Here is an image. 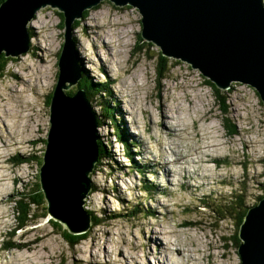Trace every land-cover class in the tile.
Listing matches in <instances>:
<instances>
[{"label": "rangeland", "instance_id": "374dc122", "mask_svg": "<svg viewBox=\"0 0 264 264\" xmlns=\"http://www.w3.org/2000/svg\"><path fill=\"white\" fill-rule=\"evenodd\" d=\"M101 3L75 17L71 26L80 70L84 65L81 84L104 81L110 92L99 98L97 91L92 98L103 123L97 126L99 148L107 157L89 174L99 187L93 191L92 186L84 199L91 215L89 236L72 247L47 218L34 216L32 226L16 235L30 248L2 249L18 227L13 200L39 181L38 164L27 161L34 155L45 162L48 100L66 40L65 13L49 4L27 23L30 50L18 57L9 54L14 58L0 68V264H13L12 259L14 264H241L230 239L240 234L243 212L246 218L264 199V102L259 91L235 80L228 88L214 89L200 68L166 55L160 45L138 48L144 30L139 8ZM160 50L174 65L162 78ZM85 85L66 91L86 92ZM99 99L108 101L107 110L100 111ZM233 123L238 134L230 136L227 124ZM153 154L168 165L167 173H177L166 176L157 170ZM21 157L25 162H18ZM96 213L104 222L93 225Z\"/></svg>", "mask_w": 264, "mask_h": 264}, {"label": "water", "instance_id": "95a60500", "mask_svg": "<svg viewBox=\"0 0 264 264\" xmlns=\"http://www.w3.org/2000/svg\"><path fill=\"white\" fill-rule=\"evenodd\" d=\"M133 5L143 14L142 35L168 56L181 57L222 88L241 81L257 88L264 102V0H112ZM102 0H6L0 7V53L17 55L30 50L28 21L51 4L66 17V40L60 75L51 103V129L41 187L53 218L72 233L85 232L91 215L84 199L92 187L90 172L98 161L97 118L77 84L80 64L72 39V22ZM241 264H264V199L250 209L240 230Z\"/></svg>", "mask_w": 264, "mask_h": 264}, {"label": "trees", "instance_id": "16d2710c", "mask_svg": "<svg viewBox=\"0 0 264 264\" xmlns=\"http://www.w3.org/2000/svg\"><path fill=\"white\" fill-rule=\"evenodd\" d=\"M3 2L4 0H0V2ZM102 3L100 2L98 5L92 7V8H99L100 5ZM91 8H88V9H85L83 11V14H89V11H90ZM63 14V13H62ZM76 22H79V20H76ZM155 42L154 41H149L144 38L141 34V37L139 39V43H138V48H141L142 50L147 47V50H150L151 47L153 46ZM151 57V56H150ZM158 60H159V70H158V75L160 73V78L163 77L164 74H167L171 69L170 67H173L172 64L170 63L171 62V59L167 56H164L161 52V50L159 51V54H158ZM14 57H12L11 55H8V54H4V55H1L0 57V68H3L5 66V64L10 61L11 59H13ZM170 64V66H169ZM175 64V63H173ZM82 70L84 68V65L82 64ZM82 81V80H81ZM81 81L79 82L80 84V87H83L85 84H81ZM209 81V84L214 88V89H217V85L214 84V82L210 79L208 80ZM217 87V88H216ZM85 90L87 92V99L92 103V107L94 109V111L96 112L97 114V117H98V121H99V127H102L103 123H101L100 121V116L99 114L97 113L96 111V106H94V103H93V96L96 95V92L98 91V94H99V98H102V97H105L107 98V96L110 95V92L108 91L107 88L104 87V81H99L95 84H92L90 85L89 87L87 85H85ZM73 92H71V89L69 90V94H72ZM93 94V95H92ZM53 95L54 93L52 92L51 95L49 96V104L52 103V99H53ZM98 103H102L103 105V108L101 106H99ZM96 105L99 106L100 108H102V110H100L101 112H103L104 110H107L108 109V106H109V103L108 101H101L100 99L96 102ZM223 107L225 108V110H227V108L225 107V105H223ZM113 121V120H111ZM226 125V123H225ZM227 126L230 128V131H228L229 135L230 136H234L236 134H238V130H237V127H235V124H227ZM118 128V126H117ZM119 130V128H118ZM117 137L123 141L124 145L126 146V148L129 150V142L127 139H124L121 135V133L118 131L117 133ZM99 139V137H98ZM48 142V139L46 140V144ZM97 143H98V147H99V142L97 140ZM132 143L134 144V142L132 141ZM99 153L98 154V162L96 163V167L94 169V171H96L98 169V167L101 165L102 163V160L104 158L107 157V155L104 153L103 155H101V150L99 148ZM19 163H23L25 161H23L22 157L20 160H18ZM28 163L30 162H36L38 164V167L41 168V165H42V158L40 157L39 160L36 159V157L34 155H31V158L28 159L27 161ZM93 171V172H94ZM40 172V171H39ZM144 173V171H143ZM93 174V173H92ZM115 176V174H114ZM94 182V181H93ZM92 186H93V191L95 190H98L99 187L94 183H92ZM92 191V192H93ZM91 192V193H92ZM90 193V194H91ZM15 202V215H16V220H18V227L16 229H14L13 231H11V235L8 237V240H7V245H6V240L2 243L3 244V248L9 252L11 251L12 249L14 248H30L28 247V244L27 243H23L21 239H16V235H17V232L19 230H22V228H25L27 226H32V225H29L30 224V221L32 220V218L35 216L36 217H41L42 219L43 218H47L48 220V223L55 227L53 228L56 229L59 231L62 232V235L64 236V238L66 239V241L72 246L74 247L75 246V242H80V240H84L86 239L88 236H89V231H86V232H83V233H72L69 231V229L63 224V222L61 221H57L56 219H54L51 215V212H49L48 210V201L46 199V195L41 187V183H40V176H39V181L37 180L35 183L31 184L30 186V189L24 193V195H19V197L15 200H13ZM258 204V203H257ZM40 210V211H39ZM92 214H94V212L92 211ZM244 214H246L245 212H243L242 214V217L240 218V223L239 225L244 221L245 219V216ZM96 216H94L95 218V221H94V224L93 225H98V224H101L103 223V217H99V214H95ZM51 216V217H50ZM93 218V216H92ZM4 237H6V233L4 234ZM237 247H239L240 243H241V239H240V236L239 234H235V236H232V239H230ZM62 254V257L64 258L65 256V253L61 252ZM65 259V258H64Z\"/></svg>", "mask_w": 264, "mask_h": 264}, {"label": "bare ground", "instance_id": "6f19581e", "mask_svg": "<svg viewBox=\"0 0 264 264\" xmlns=\"http://www.w3.org/2000/svg\"><path fill=\"white\" fill-rule=\"evenodd\" d=\"M1 67V66H0ZM166 107H168V105H166ZM168 111V110H167ZM172 111V110H171ZM176 120H177V123H179L180 121H181V119L180 118H178V116L176 115V114H173L172 115ZM52 126V125H51ZM166 133L168 134V131H166ZM169 134H172V135H174V132H172V131H169ZM149 149L151 150V151H154V150H152L150 147H149ZM159 152H161L160 150H159ZM152 153V152H151ZM100 154V153H99ZM159 154V153H158ZM102 155V154H101ZM113 156H114V154H113ZM153 156H154V158H151V162H152V164H154L155 165V168L157 169V170H161L162 171V173L164 174V175H166V176H172V175H174L175 173H177V172H172V171H170L169 169H168V173L165 171V169L166 168H168V165L166 164V166L167 167H165L164 165H162L161 164V162H159V158L157 157V155L155 154H153ZM165 156H166V153H165ZM198 156V155H197ZM200 156V155H199ZM217 156H218V154H217ZM167 158V157H166ZM165 159V158H164ZM200 159V158H199ZM169 160H173V159H169ZM156 161V162H155ZM193 161H195V160H193ZM201 161V160H200ZM209 162V161H208ZM158 163V164H157ZM205 165V164H204ZM152 166V165H151ZM180 166V165H179ZM199 169V168H198ZM184 170V169H183ZM188 171V170H187ZM195 173V172H194ZM204 173V172H203ZM115 174V173H114ZM205 175V174H204ZM210 175V174H209ZM116 176V175H115ZM199 176V175H198ZM181 177V176H180ZM185 178V177H184ZM187 178H188V176H187ZM186 178V179H187ZM203 178V177H202ZM201 179V178H200ZM185 224V223H184ZM161 233H163V232H161ZM158 237V236H157ZM160 241L162 242V244H164V242H163V240H161L160 239ZM170 245V244H169ZM158 246V245H157ZM31 257V256H30ZM170 258V257H169ZM15 260L16 259H12L10 262L11 263H15ZM169 260V259H168ZM21 262H27V260H25V259H22V260H20ZM29 262V261H28ZM36 262V261H35ZM34 262V263H35ZM159 262H161V261H159ZM171 262V261H170ZM17 263V262H16ZM39 263H41V262H39ZM20 264H22V263H20ZM170 264V263H169Z\"/></svg>", "mask_w": 264, "mask_h": 264}, {"label": "clouds", "instance_id": "9594fccd", "mask_svg": "<svg viewBox=\"0 0 264 264\" xmlns=\"http://www.w3.org/2000/svg\"><path fill=\"white\" fill-rule=\"evenodd\" d=\"M30 32H31V30H30ZM31 35V34H30ZM30 42H31V40H30ZM30 45H31V43H30ZM81 76H82V70H81ZM81 80H84V78H83V76H82V78L80 79V81ZM79 81V82H80ZM79 82H78V84H79ZM78 88H80V86L78 87ZM79 89H77V91H78ZM76 91V92H77ZM75 91L72 93V94H69V91H67V94H69L70 96H72V95H74L75 93H76ZM86 93V98H87V92H85ZM88 100V99H87ZM91 107H92V105H91ZM92 109H93V107H92ZM93 111H94V109H93ZM95 112V111H94ZM95 114H96V112H95ZM96 118H97V122H98V127H99V121H98V117H97V114H96ZM98 134V133H97ZM98 140V139H97ZM97 145H98V143H97ZM98 154H99V147H98ZM98 162V161H97ZM95 167H96V165H95ZM95 169V168H94ZM92 173V172H91ZM92 183H93V181H92ZM90 194V193H89Z\"/></svg>", "mask_w": 264, "mask_h": 264}]
</instances>
